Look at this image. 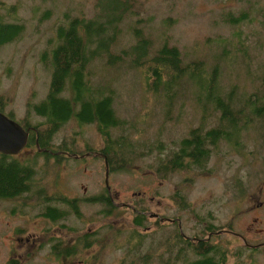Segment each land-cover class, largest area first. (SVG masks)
Listing matches in <instances>:
<instances>
[{"label":"rangeland","instance_id":"obj_1","mask_svg":"<svg viewBox=\"0 0 264 264\" xmlns=\"http://www.w3.org/2000/svg\"><path fill=\"white\" fill-rule=\"evenodd\" d=\"M3 3L17 5V16L24 23V31L18 39L0 45V106L4 113L21 124L27 121L36 123L41 117L34 113L31 104L42 100L48 91L50 72L43 65L41 56L49 36L53 34L54 25L63 9L71 8L72 12L92 15L94 0H3ZM135 3L134 13L121 23V44L117 45L118 48L136 42L133 37L136 27H142L144 35L150 38L152 50L166 41L176 44L184 61L202 59L207 74L218 81V96L224 102L230 101L232 105L244 107L241 116L247 119L249 112L251 118L245 122L247 128L241 130L239 144L219 143L210 151L204 168L199 169L201 171L184 170L160 180L148 168L155 160L154 156L149 155L133 160L128 170L110 173L109 183L114 192V202L119 204L111 214L102 215L98 212L102 204L97 202V224L101 223L97 228L102 233L108 229L117 232L115 237L107 232L108 240L111 238L114 241L118 236H123L119 232L132 225L133 210L120 203H133L136 200L149 209L180 217L189 230L187 232L193 227H200V222H205L203 217L208 213L213 216L214 223L245 232L253 221L254 209L256 211L258 208L251 206L259 199L264 200V117L256 116L259 94L264 92V87H261L264 82L261 80L264 78V0H135ZM242 13L248 14V19L235 20ZM45 16L48 17L39 19ZM130 52L136 54L134 49H130ZM92 70L94 83L97 77L102 82L112 79L116 91V113L133 123V126L124 125L128 137L134 135L152 142L160 138L168 150L174 145L172 141L178 140L191 126L197 124L200 110L195 105H199L195 95H204V91L196 81L185 77L175 83L169 97H165V91L149 93L140 71L125 63L118 65L107 62L106 58L97 59L93 61ZM250 98L253 99L252 103ZM169 100H173L170 109L166 103ZM210 101L214 102V98ZM166 105L167 120H164ZM74 134L76 142L63 144L71 145L78 156L64 157L69 159L63 168L45 159L42 163L46 167L43 184L49 190L77 195H83L85 190L92 193L99 191L105 185L104 174L108 164L101 155L91 154L89 146L97 150V146L102 143L101 137L93 123L79 124L69 118L59 127L53 139L60 142L63 137L71 138ZM33 153L34 147L26 149L23 146L19 156H34L40 165L43 156ZM43 170L40 168L38 173L42 174ZM173 190L186 193L189 208L177 209L174 205L176 202L170 197ZM31 201L26 199L23 206ZM13 204L12 199H0V264L6 256L5 251L8 252V239L14 234L10 227L13 224L27 228V231L24 228L21 230L27 232L20 238L22 242H32L30 238L34 231L38 253L42 248L43 252L39 255L45 257L48 253L46 234L60 235L65 233V229L48 227L50 231L46 232L43 227L50 225L46 219L20 214L6 217L3 205H7L8 212ZM95 207L90 201L81 206L87 220L85 223L94 221ZM145 222L148 223L146 219ZM173 227L166 223L163 232L167 230L168 234ZM158 236L149 237L153 240L152 249H158ZM231 243L238 245L236 240ZM126 248V243L122 248L99 250L97 247V264H144L132 252L126 254ZM243 251L239 264H264L262 251L253 252L251 256L245 249ZM236 258L230 255L231 261ZM50 264L63 262L55 259ZM72 264L81 263L72 261ZM146 264L160 263L155 257Z\"/></svg>","mask_w":264,"mask_h":264},{"label":"trees","instance_id":"obj_2","mask_svg":"<svg viewBox=\"0 0 264 264\" xmlns=\"http://www.w3.org/2000/svg\"><path fill=\"white\" fill-rule=\"evenodd\" d=\"M135 4V0H94V13L90 16L84 12H72L71 8L62 10L60 18L54 25L53 34L49 36L47 46L42 52L41 60L50 72V80L48 91L43 99L31 104L34 113L41 119L33 123L35 129L30 131L27 144L33 145L35 140L40 147L50 146L52 143H58L60 146L68 141L76 142L75 134L71 138L63 137L60 142H55L53 139L59 127L69 118H73L79 124L93 123L96 126L102 140L100 148L97 149L101 151L111 171L128 170V165L133 160L149 155L154 156L155 160L149 164L148 168L154 171L160 180H165L170 174L184 170L201 171L199 169L204 168L210 151L219 143L224 141L230 145L239 144L241 130L244 129L243 127L247 128L245 122L251 118V115L248 112L246 119L241 116L244 107L232 105L230 101L224 102L218 96L219 92L216 89L218 81L207 74L204 61L197 58L184 61L182 52L176 44L166 41L152 50L150 38L144 35L142 27H136L133 35L136 42L131 45L127 43L118 48L117 45L121 44L119 42L121 23L128 15L134 13ZM46 17L48 16L39 19ZM245 19H248V14L242 13L235 20ZM23 31L24 23L17 16V5H6L3 0H0V45L15 38L18 39ZM130 49H134L136 54L131 53ZM104 58L112 64L125 63L131 68L138 69L144 78L145 89L149 93L165 91L164 96L169 97L174 84L185 77L196 81L204 91V95H195L199 103L195 105L200 110L197 124L191 126L178 140L172 141L174 145L168 150L165 142L160 138H155L152 142L138 139L134 135L128 137L124 125L133 126V123L116 113L114 105L116 91L112 85V79L102 82L97 77L96 83L92 81L93 61ZM261 80L264 81V78ZM261 87H264V82ZM259 95L260 102L256 109V116L263 118L264 92ZM211 98H214V102L210 101ZM172 101H166L168 109ZM249 101L252 103L253 99L250 98ZM0 108L2 110L1 106ZM166 108L167 105L164 120H167ZM215 120L216 123H214ZM22 124L26 127L32 123L27 121ZM69 146L70 152L74 153L75 149ZM89 149L93 147L89 146ZM55 156L50 154L49 157ZM35 160L34 156L20 158L16 154L0 152V198L7 197L13 202L17 200L19 194L25 199L35 198L33 201H39L40 209H47V214L53 219L62 217L65 212L68 213L67 215L72 212L78 213L75 205L65 212L60 209L59 204L50 206V203L46 201L50 198V194L40 183L42 175L38 173L39 168L35 166ZM185 195L186 193L182 191H172L170 197L173 202H176L174 205L177 208L190 207ZM97 202L102 204L98 210L102 215H109L115 209V205L108 198L106 188L97 193ZM133 204L141 210L149 209L141 201L135 200ZM41 214L46 215V212L43 211ZM144 215L143 211L135 212L132 219L134 227H129L124 231L123 236H118L114 241L112 239L102 241L103 247L107 243H113L114 248H122L126 243L125 253L127 254L145 245L146 239L152 236L150 231H140L145 222ZM204 218L214 223L210 213ZM158 224L159 221L155 226ZM169 231L162 246L163 254H159V249H152L153 243L146 244L148 248L140 254L144 264L155 257L160 264L161 262L163 264H224L226 248L215 245L209 254L211 256L204 255V257L190 260L184 249L176 250L175 230ZM131 239L133 243L128 247V241ZM148 241L153 240L149 238ZM157 246L159 247V244ZM53 248L57 249V246L53 245ZM193 251L204 254L199 246ZM243 252L240 247H230L229 256L233 254L237 258L228 264H238Z\"/></svg>","mask_w":264,"mask_h":264},{"label":"flooded vegetation","instance_id":"obj_3","mask_svg":"<svg viewBox=\"0 0 264 264\" xmlns=\"http://www.w3.org/2000/svg\"><path fill=\"white\" fill-rule=\"evenodd\" d=\"M216 123V122H214ZM30 127L29 130V136L30 131H34L35 127L32 124H28ZM28 136V139H29ZM85 142V141H84ZM28 143V140H27ZM26 145V149L29 147H34V153L38 156H43L42 162H40V165H38L37 160L34 161L35 166L37 168H43V173L41 174V180L40 183L42 184V187L48 191L50 194V198L46 200L50 203V206L53 204H59L60 209H62L64 212L66 210H71V206L75 205L77 207L78 213H71L70 215H67L68 213L65 212V214L62 215V217H58L56 219H53L49 217L50 215L47 214V209L42 210L39 207V201H33L35 198H30L32 201L29 204H26L23 206L24 201L26 200L22 195L19 194V196L16 198L17 200L13 202V206L10 208V210L7 212V205H3L4 208V214L7 217L8 215L13 216L20 214L21 216H30L33 218H43L50 222V225L47 227H43L46 232L50 231L48 227H62L65 229V233L57 235L54 233H47L45 237V244L48 248V253L45 257H41L39 254H41L43 251L42 248L37 250L38 243H36L37 235H35L34 231L33 234H31L32 242H22L21 237L24 236L26 233L21 232L22 228H24L25 231H27L26 227H22L20 224H13L10 227H12V230H14L13 236H11L9 240V246H8V252L5 251L6 256L1 261V264H24L25 262H30L34 264H44L45 261L47 264H50L53 260H59L63 262V264H72V261H78L81 264H87L90 262L91 264H97V247L99 250H103L110 247H115V244L113 243H107L106 246L103 247V244H101L102 241L105 242V240L109 239L108 233L113 235L115 237L117 235V232L112 231L111 229H108L106 232H101L100 228H97V193H99L102 189L106 188L108 193V198L111 201V203L115 206H118L119 203L114 202L112 188L110 187V183L107 187V185H103V187L96 192H88L85 190L86 193L83 195H77L73 193H67L60 190H49L47 189L43 184L44 174L46 167L42 166L43 161L45 159L54 161L56 163V167L61 166L63 168L64 165L67 163L65 162L69 158L68 156H78L73 152H70L69 145L64 146V144H61L58 146V143H52L50 146H43L40 147L39 144L36 142V140L33 142V145ZM100 148V147H97ZM91 154H99L102 156V153L99 149H90L89 150ZM19 152V153H18ZM17 153H10V154H16L19 156L20 151ZM51 155H56L54 158H49ZM20 157V156H19ZM24 157H30V156H23ZM103 157V156H102ZM80 159V156H79ZM47 161V160H46ZM61 168V169H62ZM110 168L107 167V170L109 171V174L113 171L109 170ZM50 173V172H49ZM108 182H109V176H108ZM85 189V187H84ZM73 191V190H71ZM139 193V191H138ZM1 198H7V197H1ZM0 198V199H1ZM149 198L153 199V196H150ZM149 200V199H148ZM93 202L96 207L94 209V224L92 225L89 220V223H85L87 220L84 216V211L81 208V206L86 202ZM134 203V202H133ZM133 203L122 201L120 205H124L127 207H130L132 212V218L135 215V212L137 211H143L145 212L144 218L146 219V222H144L143 227H141V232H149L152 238H156L158 235V249L160 250L159 254L162 253V246L167 236V230L164 233L165 225L167 222L172 224L174 227L172 229L175 230L174 232V240L176 242L175 248L176 250L184 251L187 253V256L190 260L198 258V257H204V255L211 256L212 248L217 245L221 246L223 249L226 248L227 251H225V262L224 264H228L230 260L229 256V248L232 247H240L242 250L245 249L248 251V256L252 255L253 252L256 251H262L264 253V200L259 199L255 204L251 206V208H256V211L254 209V215H252L253 221L251 222V225L248 226V230L245 232H240L236 229H233L229 226L219 225L216 223L208 222L205 219L204 223L200 222V227H193V229L190 232L182 223V220L180 217H177L175 215H165L162 212H160L157 209H147V210H141L140 208L134 206ZM160 203V201H159ZM182 209V208H177ZM46 212V215L41 214L42 212ZM204 218V217H203ZM12 221V220H11ZM81 223H78V222ZM159 221V224L157 226L156 222ZM13 222V221H12ZM62 222H64L62 224ZM231 224V222H229ZM99 227H102L100 225ZM129 227H134V225H130ZM127 227V228H129ZM235 228V227H234ZM128 230V229H126ZM108 232V233H107ZM119 234H124V231H120ZM1 239V237H0ZM111 239V238H110ZM149 237L146 239L147 242L145 245H141L138 247L137 251H132V253L137 257L140 258V254L148 248L146 246L147 243H153V241H148ZM232 240L238 241V245H233L231 243ZM133 243V240L131 239L128 241V247ZM242 244V245H241ZM53 245L57 246V249L53 248ZM200 247L204 254H199L195 251V247ZM1 254V249H0ZM233 255V254H232ZM236 257L235 255H233ZM74 258H76L74 260ZM78 259V260H77ZM141 259V258H140ZM239 264V263H238ZM249 264V263H247Z\"/></svg>","mask_w":264,"mask_h":264},{"label":"water","instance_id":"obj_4","mask_svg":"<svg viewBox=\"0 0 264 264\" xmlns=\"http://www.w3.org/2000/svg\"><path fill=\"white\" fill-rule=\"evenodd\" d=\"M29 126H23L16 119L8 116L0 109V152L17 153L26 145L29 136ZM109 171L104 174V182H108Z\"/></svg>","mask_w":264,"mask_h":264},{"label":"bare ground","instance_id":"obj_5","mask_svg":"<svg viewBox=\"0 0 264 264\" xmlns=\"http://www.w3.org/2000/svg\"><path fill=\"white\" fill-rule=\"evenodd\" d=\"M19 153V152H18Z\"/></svg>","mask_w":264,"mask_h":264}]
</instances>
